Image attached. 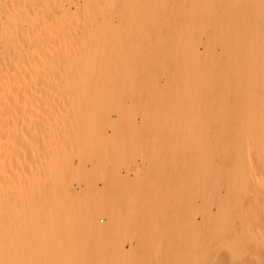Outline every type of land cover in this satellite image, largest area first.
I'll use <instances>...</instances> for the list:
<instances>
[{
    "label": "bare ground",
    "instance_id": "bare-ground-1",
    "mask_svg": "<svg viewBox=\"0 0 264 264\" xmlns=\"http://www.w3.org/2000/svg\"><path fill=\"white\" fill-rule=\"evenodd\" d=\"M111 10H114L116 13H118V15H120L122 19L126 18V22L130 24L131 28H133L132 32L134 31L139 32L137 34L134 33L135 36L138 34L140 35V32H142L143 29L137 30V28H139L141 25H144L142 28H145V26L146 27L149 26L152 29L159 30L164 25H171L172 23L177 22L176 20L179 19L178 27L180 29V33L178 35V39L173 43H163L158 40L159 39V34H158V36L156 37L157 40L155 39L156 41L149 42L145 45H142L143 44L142 42H141L142 44H138L139 42L137 41L135 43L137 45H135L134 43H130L133 42L134 39H132V41H130L128 45H125L126 43L121 44L115 37L119 33H117V35H112L114 32L112 31L114 30L113 28L114 26L112 19L109 16ZM91 26L93 27L92 29H94V31L96 28L95 32L97 34L100 32V28L102 29V31L104 30V32L102 31L100 32L101 36L99 34L96 35L95 33L96 35L95 37H98L96 38V40L94 39L95 37L88 39V37H91V33L94 34V32H92L93 31L92 29H90L91 31L88 29ZM135 26H139V27H137L135 30ZM87 29L90 31V33L88 31L90 36L88 35V37L85 38L83 37V35L82 37H80V34L79 36L77 35L79 32H82V30L85 35L87 33L86 32ZM98 29L99 32H97ZM78 30L79 32H77ZM145 30L147 29L145 28ZM109 31L110 32L112 31V34L106 33ZM147 32L148 31H146V33ZM130 33H131V29H130ZM127 34L125 33V35ZM134 34L131 33L132 38ZM143 34H141L140 36H145V34L144 35ZM129 36L130 34L127 37L129 38ZM131 36L129 39H131ZM138 37L139 36H136L135 38ZM145 38L147 37L145 36ZM149 39L151 38L149 37ZM201 44L204 46V51H200L199 49V47H201L200 46ZM216 46H220L223 55L220 56L215 53ZM161 73H163V75L164 74L166 75L169 83H173L175 78H180L181 81L178 82L177 84L178 86H176L174 95H171L170 97L167 96L168 98L160 96L161 98L153 99V103L157 104V106L158 105L164 106V104H168L171 108L175 107V110L177 109V111L178 109H181V112L179 113L181 114L184 112L183 115H185L186 120H188L187 119L188 116H186L187 114L186 112L188 111L190 112V110L192 111L199 110L201 104L206 103L208 100L210 101V104L217 110V114L214 117L216 120L214 125L215 129L213 131V136L215 141V143L213 144L214 156L212 157L210 163L211 180L214 188L220 187L221 185L224 184L232 194V199L229 200V202L226 204V206L223 209L224 218L226 222H228L229 225H231L232 248L231 247L230 248L231 250L233 249L234 252H237L239 254L242 243L244 241L245 242L247 241V244H249L248 242L250 237L251 240H253L254 242L257 236L252 238L253 236L252 237L250 236L251 232L249 231L248 233L244 232L245 234L242 233L243 235L237 234L236 232V228L238 227L239 229L241 225L244 228V231L249 230L248 226L251 224L253 229L258 228L256 229V231L258 230L259 233L258 232L256 233L259 234L261 238L260 239L258 237L260 240V241L258 240V243L260 242L261 243L260 245L263 246V248H257V250L261 249L263 251L262 263L259 262V260L262 258L261 257L262 252L258 253V255H257L258 251H253V252L251 251L252 253L249 252L252 249L254 250L253 243L250 249L248 247L247 250L249 251L247 252L248 254L249 253L252 254L251 256H255V257L256 255L257 256L260 255L259 256L260 259L258 260V262L263 264L264 262V0H174V2L171 0H0V252L6 255V259H8L7 258L8 250L7 251H3V250L4 249L10 250L13 248V247L9 248L7 245L8 243L11 246L13 245L9 239L7 241V234L9 233V231L10 233L12 231L11 234L13 238H14L13 236L14 233H17L16 235L18 236L19 232L23 229L22 224L24 219L28 218L29 220V221H25V224H23L25 228L24 230H26V232L24 233H26V235L24 233L22 235L21 234L22 232H20V238L18 237L19 242H17L18 241L17 237L15 238V241L17 240L16 242L13 240L14 248L21 245V243H23L20 242V240L23 241L22 240L23 238L25 237L32 238L31 234L33 233L35 237L38 236L39 234V229L38 232L36 230L37 228H40L39 225L41 223L38 221L42 220L40 219L41 217L40 215L43 216L44 213H47V211L44 210L46 208L45 196L47 197V195L49 194L42 196L43 201L42 199L41 201L44 203L43 205L38 196L39 193L41 194V192L38 193V188L44 185L41 183L42 185L37 187V184H39L37 181L41 182V179L44 176H46V178L48 175L53 176V173L54 174L56 173L54 172L55 167L57 170L58 167H61L60 165L62 164L63 167H65V164L67 163H68L67 165H69L70 163L69 161H71L70 159H72L74 155L69 153L72 155V157H69V155L66 156V153H64L65 158L66 157L70 158V159L69 158L65 159L63 158V154L55 156L56 154H58L56 153L53 156V158L55 157V160L57 161H54V159L53 161L54 163L55 162L57 164L59 163L58 166L55 163L56 166L52 167L51 169L49 164H47L50 163L48 162L49 161L48 157L50 155L52 156L53 152L51 151H53V147L55 148V146L59 143V140H57V138H61V135L57 133L56 134L59 136V137L57 136V138L56 135H53L52 133L49 134L51 132L50 128L52 127L50 126L49 129H47L46 127L48 124H52V126H54L52 123L54 119L52 120V122L50 121L51 112H53V111L50 112V110L54 109L55 111V108L56 110L57 108L58 109L61 108L63 110L67 107L69 108L71 104L76 102L82 103L79 108H81L82 105L83 106L87 105L86 108H82V112L85 111L84 112L85 114H83L82 112L80 114L79 111H81V109L79 110V108L77 107H76L77 109L76 108L74 109V107H72L75 111L78 110V112L76 111V114L77 113L79 114L77 118L79 117L80 119L78 120L75 118L74 121L76 120L77 121L71 123L70 121L71 117H69L70 118L69 121L71 123L69 124L70 126L72 125L74 127H78L76 126L77 125L76 123L79 124L83 120L84 121L86 120L87 122H89L88 119L95 120V115L98 114L97 111H101L102 113L104 112L103 114H105L106 109L103 110L102 108H99V110L94 111L99 106V104L100 107L106 108L108 107V104L109 105L111 104V102L112 104L110 105V107L112 105L114 106L117 103L116 98L118 96L116 97L117 94L115 93L116 86L117 88H119L118 85L119 82L117 83L116 81L117 78L120 77L121 78L120 81H121L123 80L122 79L123 76H126L127 74L128 75L135 74L138 76L143 75L144 77H147L150 80L154 79L153 81H155L158 79L155 78L158 76V74ZM133 76L134 75H132V77ZM93 77L100 79L99 82L102 81V84L99 83L100 84L99 87L103 86L105 88L104 91L105 92L107 91V94H105L107 98H105L104 96L103 98H105V100L103 102H102L103 94L101 95V93L99 92L101 88L103 90V87L99 89V87L95 85L96 84L95 82L96 81L98 82V80L95 79L93 80ZM91 78L92 80H90ZM126 78L125 81H123L125 85H126V80L128 79ZM87 79H89L88 81H90L88 82L89 84L87 83ZM91 83H93L96 87ZM134 83L133 82L128 83L129 87H127L126 89L132 87V84ZM90 84L93 85L94 87L93 86L92 87L98 90V92L96 90H93ZM141 84L142 83H140V85ZM145 84L147 87H149L147 83ZM121 86L122 88L125 87L122 84ZM154 86H155L154 92L157 90L160 91L161 94V90L159 89L157 83L154 84L153 87ZM85 87L88 88V91L90 87L94 93L90 89L91 90L90 93L92 92L90 94L87 90H85L86 89ZM156 87H158L159 90ZM109 89L112 91L111 94L112 97H114V95L116 94L115 95L116 100L112 101L108 99V96L111 99V95H109L111 91H109ZM102 90L100 91L103 93ZM122 90H124V88ZM137 90L140 92L139 88ZM113 91H115L114 94ZM147 91L149 93L148 89ZM87 92L89 94H87ZM118 92L120 91L118 90L117 93ZM123 92L127 93L131 91L126 92L125 90ZM123 92L121 93V96H123ZM92 94L93 95L96 94L95 95L96 97H94ZM98 94H99L98 99L100 101L97 99ZM158 95L156 94L155 97L156 96L159 97ZM127 98H129L128 95ZM107 99L109 101H107ZM131 100H133V98L131 99L130 96V103L133 102ZM145 102L146 101L143 102L144 105H142V107L143 106L146 107V105L147 107H149L148 106L149 102H146L147 103L146 105ZM77 103L73 105L79 106L77 105ZM117 104L120 105V107L125 108L127 103L124 104L123 101L121 102L119 101ZM122 104L123 106H121ZM91 105H94V107L96 108H92ZM129 105L127 107H129ZM135 105L130 106L132 109L129 108V110L130 109L133 110L134 109L133 107ZM90 108L94 109L93 111L95 114L92 112ZM118 108H115V110L114 109L111 110L115 113L116 109L118 111ZM124 108H122V110ZM87 109L88 111H86ZM108 109L107 111L110 113L108 114V112L106 111L107 112L106 114L108 115L106 114L105 115L108 116L109 119L111 117V116L109 117V115H111V111ZM62 110H61L62 113H66V110L63 111ZM147 110L149 112V108H147ZM147 110L145 109L142 111H144L143 113H146ZM70 111L67 112L70 113ZM75 111L73 113H75ZM91 112L94 115L91 114ZM124 112L125 111H123L122 113L124 114ZM127 112L129 111L127 110ZM148 112L146 114H150ZM169 112L167 110V113ZM53 113L52 115H54ZM154 113L155 112L153 111V115L150 116H154ZM59 114L61 113L59 112ZM59 114H57L58 117ZM123 114L121 115V117L123 116ZM127 114H125V118L126 116H128V118L127 120L126 119L125 120L127 121V123L128 122L132 123L133 117L130 116L131 114L130 115ZM194 114L193 115L191 114V116H194ZM197 114L196 116H198ZM66 115L68 117V113H66ZM66 115H62L65 117L64 119L63 117H59L62 119V120L60 119L61 122H63V120L66 121ZM100 115L101 113H99V116ZM105 115H102L103 118ZM183 115L181 116L182 118H184ZM54 116H55L54 118H56V115ZM82 116L84 117L83 120H82ZM89 116L91 118L93 117L94 118L90 119ZM102 116H100V120H103L101 119ZM167 116L164 115V117L166 118ZM144 117L147 118L148 115L147 117L144 115ZM169 117H170L169 120H171L170 115ZM158 118L156 119L157 121L160 120V119L158 120ZM176 118L178 119V117ZM192 118L193 117H191L190 119ZM97 119L95 120L97 126L95 125L96 123L94 124V120L89 123L85 121L90 126L95 125L96 128L93 127L92 129V127H89V130L92 129L90 132L91 134L93 133L96 137L99 135L97 133L101 132V130L99 131L97 129V127H100L98 123H100L101 121L99 120L100 122H97L98 121ZM122 119H123L122 121H125L124 117ZM147 119H150V117ZM111 120L112 118L109 119V122H112ZM59 121L57 124L60 125ZM105 121L108 122V120L106 119ZM146 121L148 122V120ZM193 121H190V123ZM85 122L81 123L79 127L84 126ZM107 122L105 124L108 126L109 122L108 124ZM45 123L48 124L46 125ZM74 123L76 125H74ZM104 123L102 122L101 127L106 126ZM164 123H161L163 124L161 127L162 129ZM57 124H55L54 126L55 128L59 127ZM113 124L114 122L111 123V125ZM119 124L121 123L119 122ZM68 125H66V127L69 128ZM62 126L65 127V125ZM190 126L189 128H191ZM207 126L209 127L208 124ZM155 127H157L158 130L156 128L157 130V131L155 130L156 134L153 136L158 137L157 133H159L161 130L159 131L160 128L158 125H156ZM147 128L148 126L146 127V131H149L150 133L149 132L143 133L144 131L143 130L141 134L144 135L147 134L148 136L149 134H152L150 131L152 129L150 128L149 130V128L148 129ZM65 129H64V133L62 132L61 133L64 134V136L66 134V137H69V134L74 133L73 131H68L69 129L67 130L68 131L67 133ZM45 130L47 131L49 136L53 135V137L56 138V140L58 141L55 142L54 140L53 143V139H52L51 143L56 144L55 146H51L52 150L49 149V146L45 144L46 149L48 148L47 154L51 152V154H49L48 157L47 154L43 152L45 147L42 149V152L38 151L39 143L40 142L43 143L42 141L44 140V139L42 141L40 140L41 136L44 135L46 137V140L48 139ZM118 130L117 132L119 133L121 132L120 134L123 135L122 129L119 128ZM163 131L164 129L161 132L164 133ZM178 131H180L179 125H178ZM196 131H195V138L196 140H198L201 131L199 133ZM52 132L54 133V131ZM170 134H173L172 131ZM72 135H70L71 137L70 139H72ZM175 135L177 138L178 134ZM160 136H162V134ZM66 137L64 138V140L66 139ZM150 137L151 136H149V138ZM157 137L155 138L159 140L161 138L160 143L162 142V146H163L164 144L162 140H164V137H160V138ZM68 139L69 138H67V140ZM150 139L149 141H151ZM189 139L191 138L188 137L187 140ZM61 140L60 142H62ZM48 141L47 142L49 145L50 139H48ZM68 141L70 142V140ZM153 141H155V139H153ZM185 143H183V145H186ZM189 144L187 142V147ZM152 145L153 146L151 148H153V151H155L153 142ZM175 145L176 144H174V146ZM41 146L44 145L41 144ZM147 146L148 145H146V148L144 150L146 152V155L147 152L152 150L149 149V151H147L151 145L148 148ZM170 146H168L167 149H169ZM177 147H175L177 152H175L173 150V147H171L173 152L176 153V154L174 153L175 156L179 155L177 154L178 153ZM187 147L185 148L187 149ZM163 148L164 147L159 148L158 150L160 151ZM74 150L75 149H73V152L76 151ZM192 150L194 149H190L189 151L192 152ZM85 151H86L84 152V154L86 153L85 156L87 157L90 156L89 155L90 153H88L89 150L85 148ZM96 151L97 150H95V152ZM159 151L157 152V154H159ZM39 152H41V154L44 153L46 155L45 156L43 154V158L44 156L45 158L46 157L48 158V159L44 158L45 161L48 160L46 161V166L48 165V167H50L49 168L50 171L47 170L48 172H50V174H48L47 172L48 175L45 174L46 171L45 168H41V166L45 162L42 161L41 165H40L41 162H38L41 161L38 160L39 157L41 156ZM95 152L91 151V155L92 154L94 155ZM75 153L79 154L80 150L78 149V151ZM141 153L143 155L142 150ZM154 153L155 152H153L152 154ZM185 153L187 154V150ZM51 156L50 158H52ZM59 156H61V159L63 158L65 161L64 160L60 161ZM172 156L174 157V155ZM191 156L192 155H190V157ZM41 157L40 159H42ZM57 157L58 159H56ZM87 157L84 159V161L88 159ZM91 157L89 158V160L91 159ZM157 157L159 158V156ZM183 157H184V153H182V159ZM94 158L95 157H93V159ZM50 161L53 162L51 159ZM81 161H83V159ZM91 161L94 160L91 159ZM196 161L197 162L195 163H197V166L200 167L201 169V166L198 165V160ZM173 162H175V158ZM176 163L174 164L177 165ZM163 164L166 166L167 163L166 164L163 163ZM183 164L185 163L183 162ZM163 168L164 167H162V169ZM39 169H41L40 170L41 173L39 172ZM42 169L45 171H43ZM195 169H197V167ZM195 169L194 171H196ZM203 169L205 170V168ZM190 170L191 169H189V171ZM43 172H44V176H43ZM39 174H41L42 177L39 176ZM55 175L53 176V182L57 178V177L55 178ZM188 177L189 176L187 175V178ZM199 177H196L195 180L196 179L198 180ZM47 180L44 179V182L43 181L42 182L45 183V181L47 182ZM49 181H52V179ZM64 181H59V183L62 182L61 183L62 185ZM64 183L67 186V182ZM107 183L109 182L107 181ZM184 184L186 183L184 182ZM51 186H54V184L52 183ZM184 187L186 186L184 185L183 188ZM50 190L53 191V187H50ZM49 198H51L52 200V193ZM38 199H39V203H37ZM50 203L51 202L47 201L46 206L50 207L49 206ZM38 205L40 206V208L41 206H43L41 210L38 208V212L39 211L43 212L44 210V212L41 213L40 215H38L37 212ZM247 206L249 207V209L246 208ZM46 209L49 212L51 211L50 210L51 208L50 209L46 208ZM45 216L47 215L44 214V217ZM36 217H39V219L38 218L36 219L37 222L36 220L34 221ZM35 223L37 225V226L36 225L33 226L35 232H33L32 227H30V229H32L30 230L32 231L31 233L27 231V229L29 230V227L27 228V226L25 225L32 226ZM253 223L254 224L257 223L255 225H257L258 227L255 225L253 226ZM239 224L241 225L237 226ZM48 225L50 226L51 224L48 223ZM246 227L248 228L247 230ZM253 232L254 233H252V235L255 234L254 230ZM10 233L8 234V236H11ZM29 233L31 236H29ZM21 237L23 238L21 239ZM35 237L33 236V238ZM256 244L257 243L255 241V245ZM6 246L8 248H6ZM255 247H257V245ZM233 256L234 254L231 257ZM255 257H250L251 259L253 258L252 260L250 259L252 261V263L250 262V264L253 263L255 264L256 262L254 260ZM12 258L13 257H11V261L9 260L11 264L18 263L16 259L15 262H12V260H14ZM5 261H6L5 258L2 259L1 260L2 264H8L7 261L6 262Z\"/></svg>",
    "mask_w": 264,
    "mask_h": 264
},
{
    "label": "rangeland",
    "instance_id": "rangeland-1",
    "mask_svg": "<svg viewBox=\"0 0 264 264\" xmlns=\"http://www.w3.org/2000/svg\"><path fill=\"white\" fill-rule=\"evenodd\" d=\"M171 1L174 2V0H171ZM109 16L111 17L112 22H113L114 30L112 31L114 32L113 34H112V31L111 32L109 31L106 33L107 34L111 33L112 35H117V33H119L115 37L121 44L126 43L125 45H128L129 42L132 41V39L134 40L133 42H130V43L135 44L137 41L139 42L138 44L143 43L142 45H145L149 42L156 41L157 40L156 37L158 36V34H159L158 40L160 42L173 43L177 41L178 35L180 33V29L178 27L179 19H177L176 20L177 22H174L171 25H164L159 30L152 29L149 26L147 27L145 26V28L147 29L145 30V28H142L144 25H141L140 27L135 26V30L137 27H139L137 28V30L143 29L142 32L147 37L145 38V36H140L141 34H143L142 32H140V35L139 34L136 35L139 37L135 38L136 37L135 34L139 32H135V31L132 32L133 28H131L130 24L126 22V18L122 19L120 15H118V13H116L114 10H111V12L109 13ZM117 27H118V30H117ZM92 28L93 27L91 26L88 29L90 30ZM129 28L131 29V33L133 34L135 33L134 34L135 37L133 36L132 38ZM88 29L86 31L87 33L89 31ZM92 30L94 34L91 33V37H88V35L90 36L89 33L91 30L89 31L88 34L86 33L85 35H84L83 30L82 32H79L78 30L77 32L79 33L77 35L79 36L80 34V37H82L83 35V37L85 38L88 37L89 39V38L95 37L98 34L100 35V32L102 31L101 28H100V32L98 29L97 32L99 33L97 34L95 32L96 28H95V31L94 29ZM146 31H148L147 32L148 36H147ZM102 32H104V30ZM125 33L126 34L128 33V34L125 35ZM129 34L131 36V39H129L130 36L129 38L127 37ZM149 37L151 39H149ZM96 38L98 37H95L94 39L96 40ZM144 39H147V40H144ZM200 46H201L199 47L200 51H204V46L202 44ZM215 53L220 56L223 55L220 46L215 47ZM132 75L134 76L132 77ZM162 75L163 73L158 74V76L155 78V79L157 78L158 79L155 81H153L154 79L150 80L147 77H144L143 75L138 76L135 74H129V75L127 74L126 76H123L122 78L123 80L121 81H120L121 79L120 77L117 78L118 80L116 79V81L117 83L119 82L118 84L119 88H117L116 86L115 88L116 92L113 91V94L115 92L117 94V95L115 94L116 97L117 96L118 97L116 98L115 95L114 97H112L111 95L112 91L109 89V91H111L109 94L111 95V99L107 95L108 99L112 101L117 99V103L119 101L120 102L123 101L124 104L127 103L128 105L129 104L130 105L129 107H127L128 105L126 104L124 108V107H120V105L116 103L114 105L115 108H118V106L119 108H118V111L116 109L115 113L112 111L113 109L115 110L114 106L112 105L110 107L112 102L110 105L108 104V107L106 108L100 107L99 103H98L99 106L97 107L98 109L94 107L95 104L91 105L92 108H96L95 110L90 108L93 113L94 111L99 110V108H102L103 110L106 109L105 110V114H106L108 112L107 109L110 108L108 109L111 111V115H109V117L111 116L110 117L112 118L111 121L114 122V124L111 125L112 122H109L110 118L108 119V116H106L110 112H108V114L105 115L103 114L104 112L102 113L101 111H97L98 114L95 115V120L98 118L97 122L101 121L100 123H98L100 127H97V129L99 131L101 130V132L97 133L99 134L97 137L93 133L91 134L90 132L93 129V127H95V125L97 126V123L93 119L94 117L91 118L89 116L90 119L94 120V124L96 123L95 125L90 126L89 124H87L89 122H92L93 120H89L88 118H86L89 121L87 122L85 120L87 122L86 123L83 120L84 117L82 116L83 121L81 120L82 122L81 121L80 122L81 123L85 122L84 126L79 127L81 123L79 124L76 123L77 125L74 123V125L78 127H74L72 125L70 126L72 122L77 121V120L74 121L75 118L78 120L80 119L79 117L77 118L79 114L78 113L76 114V111L78 112V110L75 111L74 109L76 107L79 108L82 103H77L75 101L77 105L79 106H75L73 104H76V103H73L71 104L72 106L70 105L71 108L67 107L63 109V110H66V113H68V117L66 113L61 112L62 110L61 108L60 109L57 108L58 111L56 110V108H55V111L54 109L50 110V112L51 111L55 112V113L51 112V120H50L51 122L53 119L55 120V121L53 120L52 122L54 126L61 119L59 117H63V119L65 118L62 115H66V121L63 120V122H61L62 120L61 119L59 121L60 125L57 124L59 127H56V128L52 126V124H48L49 121L47 123L48 125L45 123L47 125L46 126L47 129H49L50 126L53 128V129L50 128L51 132L49 131L50 132L49 134L52 133L53 135H56V138L58 136L57 134H59L61 135V138H57V140H59V143L57 145L53 144L54 140L55 142H58V141L56 140V138L53 137V135L49 136L47 133L48 130L46 129L47 131L46 130L45 131L47 135L46 133L45 135L48 136L47 137L48 139H50V143L48 145V142H49L48 139L46 140V137L42 135L40 140L41 141L43 139L44 140L42 141L43 143L41 142L39 143L38 151L42 152V149L45 147L43 152L47 154L48 148L46 149V145L49 146V149L51 150H52L51 146L56 145L55 148L53 147V151L49 150L54 153V154L52 153V156L50 155L52 158H50L49 156L51 152L47 154V157L49 156L48 157L49 159L46 157L49 160V161L48 160L46 161L51 163V164L47 163L49 164L51 169L52 167H55L57 164L56 162H55L56 164L54 163V161H57V160H55V157L53 158V156L56 153L58 154H56L55 156L63 154V158H65L64 153H66V156L69 155V157H72L71 154H74L72 159L68 157L72 162L69 161L71 164L69 163V165H67L68 164L67 163L65 164V167L62 166L63 164L60 165L61 167H58L57 170L55 167L54 172H56L55 173L56 175L53 173V176L55 175V178L56 177L57 178L56 179L54 178L55 180L53 182V176L48 175L50 174V172H48L47 170H49L50 167H48V165L46 166V161H45L46 155L44 153L41 154V152H39L42 156V157L40 156L42 159H40L39 157L38 160H41V161H38V162H41L40 165L42 164V161L45 162L43 163L41 168H45L46 171L43 169L42 170L45 171L46 175H48L47 178L50 177L52 181H49L51 180L50 178H48L47 180L46 176H44V172H43L44 177L42 179H41L42 177L41 174H39V176H41L40 177L41 182L37 181L39 183L37 184V187H39L42 184L44 186H41L38 188V193L41 192V194L39 193L38 196L41 201V199L43 198L42 196H45L47 194L51 196V193H52V200L51 198H49L50 197L49 195H47L49 199L45 196L46 201L44 200L46 205H47V201L51 202L50 203L51 205L49 204L50 207H47L45 205L46 208H49V209L51 208L50 209L51 211L49 212L45 208L44 210L47 211V213H44V214L47 216L44 217V214L43 216L40 215L41 213L44 212V210L43 212H40V211H39L40 213L38 212V208L41 210L43 206H41V208L39 205L37 206L38 215H40L41 216L40 219L43 220V221L41 220L42 222L38 221L41 224L37 223V224H40L39 225L40 228H37L36 230L38 232V229H39L38 236L35 237L33 233L31 234L32 238L30 237L23 238L24 236L21 237V239L23 238L22 239L23 241L20 240V242H23V243H21V245L15 248H14L13 240L15 241L16 237L20 238V232H22L21 233L22 235L24 232H26V230H24L25 228L23 224H25V221H29L28 218L23 220V224H22L23 229L19 232L18 236L16 235L17 233L13 232L15 234V235L13 234L14 236L13 238L11 234L12 231L11 233L9 231L11 236H8L9 233L7 234V241L9 239L13 245L11 246L8 242H7L8 243L7 245L9 248H12V247L13 248L10 250L9 249L3 250V251L8 250L7 251L8 259H6V255L4 253L0 252V262L2 259L5 258L7 263L11 264L10 262L11 257H13L12 259L14 260H12V262H15V259H16V261H18L19 264H22V262L23 264H250V262L252 263L251 260L253 259V258L251 259L250 257H255V256H251L252 254L250 253H252L253 251H258L257 255L258 253L262 252L261 253L262 258L260 259L259 257L260 255L259 256L256 255L254 259L256 262L255 261L254 262L255 264L262 263L263 251L261 249L257 250V248H263V246L260 245L261 243L260 242L258 243L260 236L256 232L259 233V231L258 230L256 231V229H258L256 227H254L256 229H253L251 224L248 226L249 230H247L248 228L246 227L247 231H244V228L242 227L241 224L237 225V226H240V225L241 226L239 227V229L238 227L236 228V232L237 234H240V235H243L242 233L244 232L245 233L246 232L248 233V231L251 232L250 236L251 237L253 236L252 238L257 236L254 242L248 236L249 237L248 243L250 244L251 242L250 245L247 244V241L246 242L244 241L242 243L243 248L241 246L240 252L238 251L239 254L237 252H234L233 249L231 250L232 248L231 247V225H229V223L226 222L224 218L223 209L226 206V204L229 202V200L232 199V194L224 184L221 185L220 187L214 188V186L212 185V180H211L210 163H211L212 157L214 156L213 155V144L215 143V141H214L213 131L215 129L214 125H215V120H216L214 117L217 114V110L210 104V101L208 100L206 103L201 104V106L199 107V110H193L194 112L190 110V112L189 111L186 112L187 113L186 116H188L187 118L188 120H186L185 115H183L184 112L181 113L184 118H182L181 117L182 115L179 113L181 112V109H178L177 111V109L175 110V107H173L174 108L173 109L168 104H164V106L162 105L157 106V104L153 103V99L161 98V97L168 98L171 95H174L176 86H178L177 85L178 82L181 81L180 78H175L173 83H169L166 75L164 74L163 75L164 77ZM126 77L129 79V81ZM125 78L127 79L126 80L127 86L123 82L125 81ZM94 79L98 80V82L97 81L96 82L94 81V82L96 83L95 85L99 87L100 85L99 83L102 84V81L99 82L100 79L93 77V80ZM88 80L89 79H87V83L90 82ZM90 80H92V78ZM132 82L133 83L135 82V83L132 84V87H130L131 89L130 88L126 89L127 87H129L128 83H132ZM139 82L142 84L144 83L143 84L144 87L142 86V84L140 85ZM145 83H147L149 87H147ZM156 83L159 89L161 90V94H160V91H157V90L155 91L156 93L154 92V88L156 85L154 87L153 85ZM121 84L125 86L123 87L124 90H122L123 88ZM93 85H91V88L95 86ZM101 87H99V89ZM137 87L140 89V92L137 90L138 89ZM158 87L156 88L158 89ZM91 88L89 87V91H88V88H86L85 90H87L90 93V91L92 90ZM146 88L149 90V93ZM104 89H105L104 87H103V90L102 88L100 89L103 91V93L99 90L101 95L103 94L102 95L103 100L101 99L102 102L105 100V98H107L105 96V94H107V91L105 92ZM93 90H96V89L93 88ZM118 90L120 92L117 93ZM125 90L126 92L127 91H131V92L124 93L123 91ZM96 91L98 92V90ZM121 91L123 92V96H121V93H122ZM88 92L87 94H89ZM156 94L157 95L160 94L158 95L159 97L157 96L155 97ZM95 95L93 96L96 97ZM127 95L129 98H127ZM98 96L99 94L97 95V99H98ZM104 96L105 98H103ZM130 96H131V99L133 98V100H131L133 102L131 103H130ZM126 98H127V101H126ZM108 99L107 101H109ZM144 101L149 102L148 104L149 107H147L146 102H145L146 107L145 106L142 107V105H144L143 104ZM154 104H155V107H154ZM133 105H135L133 107L134 109L131 110L132 108L130 106H133ZM121 106H123V104ZM72 107H74V109ZM86 107L87 105H84V106L82 105V107L79 108V110L81 109V111H79L80 114L82 112V108H86ZM122 108L124 109L122 110ZM129 108L131 109L129 110ZM147 108H149V112ZM163 108L165 111L163 110ZM88 109L86 111H88ZM145 109L147 110L146 113L148 112L150 114L143 113L144 111L142 110H145ZM127 110L131 112L129 113L127 112ZM167 110L168 112L170 111L169 112L170 114L167 113ZM67 111H70L72 116ZM74 111L75 113H73ZM123 111H125L124 114L122 113ZM153 111L155 112L154 116H150V115H153ZM59 112L61 114H59ZM84 112L82 113L85 114ZM92 112L91 114H93ZM52 113L56 115V118H54L55 116L52 115ZM99 113H101L100 116L105 115L104 118L106 117L105 119L108 120L109 122L108 126L105 124L107 121H105L103 116L101 118L103 120H100ZM127 113L129 115L131 114L130 116L133 117L132 123L130 122L131 124L129 122L127 123L126 121L128 116H126L125 118V114ZM57 114H59V117L57 116ZM122 114L123 116L121 117ZM191 114L192 115L194 114V116H191ZM196 114L198 116H196ZM144 115L146 117L148 115L147 118L150 117V119L145 118ZM164 115L165 116L168 115L167 118L164 117ZM169 115L171 116V120H169L170 119ZM57 117L59 120L57 119ZM69 117H71V119ZM123 117H124V120L126 119L125 121H122ZM176 117H178V119ZM191 117H193L194 119L193 118L190 119ZM157 118L158 120L159 119L160 120L157 121L156 120ZM146 120H148V122ZM189 120L190 121L194 120V121L190 123ZM102 122L106 126L101 127ZM119 122L121 124H119ZM161 123H164V126H163L164 133L161 132L163 130L161 128L163 124ZM61 124L65 125V127H63ZM153 124L155 126L158 125L160 128L159 131L161 130L160 132L158 131L160 134L159 133L157 134H158V137L161 134L162 136L160 137H164L165 142L164 140H162L164 144L163 146H162V142L160 143L161 138L159 137L160 138L159 140L155 138L157 136L155 137L153 136L156 134L155 130L157 128ZM207 124L209 125V127L207 126ZM66 125H68L69 128L66 127ZM178 125H179L180 131H178ZM147 126L149 130L150 128L152 129L150 130L152 134H149V136H151L150 137L151 139L149 138L147 134L145 135L141 134L143 130H144L143 133L149 132V131H146ZM189 126L191 128H189ZM89 127H92V129L89 130ZM65 128H68L69 130ZM115 128H116V131H115ZM119 128L122 129L123 135L120 134L121 132L120 133L117 132ZM64 129L66 131L68 130V131H73L74 133L75 132L76 133L75 134L72 133L73 135L69 134V137H66V134L65 136L64 134H62L64 133ZM52 131H54V133ZM118 131H121V130H118ZM171 131L173 134H170ZM195 131L198 133L201 131L202 135L200 134L198 140H196L195 138ZM188 133H189V136H188ZM119 134L122 136H120ZM175 134H178V136L180 137L177 136L176 138ZM70 135H72V139H70L71 138ZM65 137L66 139L64 140ZM169 137H170V140H169ZM188 137L191 139L187 140ZM67 138H69L68 140H70V142L67 140ZM52 139H53V143H51ZM149 139L151 141H149ZM153 139H155V141H153ZM60 140L62 142H60ZM186 140L188 144L191 142L188 145V147H187ZM152 142L154 144L155 151H153V148H151L153 146ZM159 143L161 146L159 145ZM183 143H185L186 145H183ZM41 144H43L44 146H41ZM174 144L176 145L174 146ZM146 145H148L147 148L151 145L148 148V150L146 149L147 151H149V149H152L151 151L147 152V155H146V152L144 151L146 148ZM168 146H170L169 149H167ZM181 146L185 152L187 150V154L183 151ZM162 147L164 148L159 151L158 149ZM171 147H173V150L175 152H177L175 149V147H177L178 149L177 154H179L178 156H175L176 153L173 152ZM185 147H187V149ZM85 148L89 150V152L87 151L88 153H90L89 154L90 156L88 157L85 156L86 153L84 154V152H86ZM197 148L198 149L200 148L199 151ZM73 149L76 150V151L74 150L75 152H77L79 149L81 156H80V153L78 154V153L73 152ZM93 149L97 150L96 151L97 154L95 150ZM190 149H194V150H192L191 152L189 151ZM90 150L92 152L93 151L95 152L94 154L95 156L93 154L91 155ZM141 150L143 151V155L141 153ZM70 151H72L73 153ZM158 151H159V154H157ZM153 152L155 153L152 154ZM161 152H162V155H161ZM182 153H184V157H185V158L183 157V159H182ZM43 154L45 155L44 156L45 159L43 158ZM76 154L79 156H77ZM171 154L174 155V157ZM190 155L192 156L190 157ZM91 156L95 158L93 159V157ZM157 156H159V158ZM164 156L166 157V160ZM170 156L172 160L170 159ZM196 156H198L199 158ZM59 157H60V161L64 160L63 158L61 159V156ZM86 157L88 159L84 161ZM90 157L94 161H91V159L89 160ZM68 158L66 157L65 159H68ZM174 158H175V162H173ZM50 159L52 161L54 159V161L51 162ZM56 159H58V157ZM82 159L83 161H81ZM182 160L185 164H183ZM196 160H198V165L201 166V169L200 167L197 166V163H195L197 162ZM52 163H53V166H52ZM163 163L165 164L167 163L166 166ZM174 163H176L177 165H175ZM195 165L198 170L195 169L196 168ZM162 167L164 168L162 169ZM203 168H205V170ZM189 169L191 170L189 171ZM194 169L196 171H194ZM40 170L41 169H39V172ZM187 175L189 176L188 178H187ZM190 175L192 176V178ZM193 175L196 177H199L201 175L198 178L199 181L197 179L195 180L196 177H194ZM181 176L183 177V179ZM202 177H205V178H202ZM44 179L47 180V182L45 181V183H43ZM59 181L67 182V186L64 182L63 184L65 185L63 184L61 185L62 182L59 183ZM107 181L109 183H107ZM184 182L186 184H184ZM52 183L54 184V186H51ZM184 185L186 187L183 188ZM50 187H53V191H51L52 189L50 190ZM47 189H49L50 191ZM39 199L37 203H39ZM42 204L44 205L43 202ZM246 208L249 209L248 206ZM37 218L39 219V217H36L34 221ZM47 222L50 223L52 227L51 225L49 226ZM255 224L253 223V226ZM35 225L36 223L32 226H28V225H25V226H27V228L29 227V230L27 229V231L31 233L32 231L30 230L32 229H33V232H35L34 227H33ZM47 226L50 228H48ZM30 227H32V229H30ZM253 230L255 231V234L252 235V233H254ZM30 233H29V236H31ZM24 234L26 235V233ZM33 236L35 238H33ZM19 238H18V241L16 240L17 242H19ZM255 241L257 243L256 244L257 247H255L256 246ZM252 243L254 246V250L253 249L250 251L247 250L248 247L249 249L251 248ZM8 247L6 246V248ZM244 248L246 249V252ZM243 250H244V253H243ZM247 251H249L250 253L248 254ZM230 254L231 256L234 254V256L231 257ZM17 259H20V260H17ZM258 260L261 263H259ZM18 263H12V264H18Z\"/></svg>",
    "mask_w": 264,
    "mask_h": 264
}]
</instances>
